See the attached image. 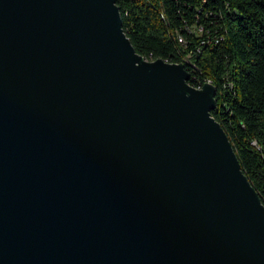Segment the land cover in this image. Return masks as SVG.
Wrapping results in <instances>:
<instances>
[{"label": "water", "instance_id": "obj_1", "mask_svg": "<svg viewBox=\"0 0 264 264\" xmlns=\"http://www.w3.org/2000/svg\"><path fill=\"white\" fill-rule=\"evenodd\" d=\"M187 79L114 0H0V264H264V204Z\"/></svg>", "mask_w": 264, "mask_h": 264}, {"label": "trees", "instance_id": "obj_2", "mask_svg": "<svg viewBox=\"0 0 264 264\" xmlns=\"http://www.w3.org/2000/svg\"><path fill=\"white\" fill-rule=\"evenodd\" d=\"M140 56L183 62L191 86L209 79V111L264 204V0H114Z\"/></svg>", "mask_w": 264, "mask_h": 264}, {"label": "built area", "instance_id": "obj_3", "mask_svg": "<svg viewBox=\"0 0 264 264\" xmlns=\"http://www.w3.org/2000/svg\"><path fill=\"white\" fill-rule=\"evenodd\" d=\"M142 57V56H141ZM144 60H146V61H153L154 59H152L151 57H147V58H144V57H142ZM155 59H157V58H155ZM162 61H164V62H166L165 60H163V59H161ZM183 62H186L185 61V59L183 60ZM183 62H178V64H182L183 65V68H184V64H183ZM168 63V62H167ZM185 70V69H184ZM186 71V70H185ZM187 72V71H186ZM187 74H188V72H187ZM188 80H189V74H188V79H187V84L189 85V83H188ZM202 83H206V84H211V81L209 80V79H205ZM202 83L200 84V85H197V86H191V87H193V88H195V89H200L201 87H202ZM212 85V84H211Z\"/></svg>", "mask_w": 264, "mask_h": 264}]
</instances>
